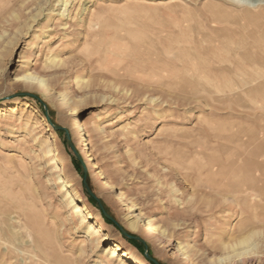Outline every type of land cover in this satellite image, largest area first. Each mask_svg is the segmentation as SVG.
Here are the masks:
<instances>
[{
  "label": "rangeland",
  "instance_id": "374dc122",
  "mask_svg": "<svg viewBox=\"0 0 264 264\" xmlns=\"http://www.w3.org/2000/svg\"><path fill=\"white\" fill-rule=\"evenodd\" d=\"M259 13L264 0H0L4 264H25L27 255L26 264H43L17 250L27 243L28 250L41 253L31 246L35 239L50 254L41 233L28 224L35 215L77 264L106 262L110 245L93 249L97 235L87 234L73 216L55 165L43 156L46 139L56 144L66 175L114 240L149 264L155 263L146 251L159 264H184L175 263L171 247L147 230L127 226V211L86 160L88 137L82 135L88 130L93 161L117 193L124 192L136 211L154 218L174 239L194 245V264H240L241 258L264 264V195L252 192L247 199L239 182L229 184L223 174L253 154L262 152L264 161ZM26 71L69 95L77 113L18 80ZM76 119L84 130L73 127ZM50 121L68 129L81 161L65 132ZM84 170L105 211L144 243L125 236L104 215L85 189Z\"/></svg>",
  "mask_w": 264,
  "mask_h": 264
},
{
  "label": "bare ground",
  "instance_id": "6f19581e",
  "mask_svg": "<svg viewBox=\"0 0 264 264\" xmlns=\"http://www.w3.org/2000/svg\"><path fill=\"white\" fill-rule=\"evenodd\" d=\"M60 1L62 3L64 2V0ZM250 16H252V14H250ZM257 16L259 18H263L264 13H259ZM18 80L25 82L28 86L35 85L44 90L45 92L52 94L59 104H61L62 106H67L68 109L75 105L73 99L69 95L60 91H56L49 83H47L46 79L41 76H37L33 73L26 71L23 76H21ZM128 92L129 91L127 90V94H129ZM70 113L76 114V108L74 107L72 108V110L70 109ZM82 125L83 123L81 124L78 119H76L73 127L82 131L84 130L82 129L84 125ZM88 131H85V135H82L88 137V140H83L82 148L85 153L86 160L89 163L91 170H93V174L95 175V177L99 179L101 185L105 189H107L108 192L112 193L114 195L115 201L121 206H123L125 211H127V215L129 217V222L127 226L133 231H142L143 229H145L151 236L156 239V241L163 245L170 246L172 249V254L173 256H175V263H178L179 261L183 262L184 264H194L195 262L197 263L198 251L194 248V245H190L187 240L182 241L174 239L168 233L167 229L160 225V223H158L154 218L146 216L141 210L136 211V209H138L136 203L129 200V198H127L124 192L120 191L119 193H117L116 185L113 182L107 180V176L104 170L93 161V154L91 151H89L91 140ZM44 147L45 148L43 149H45V151L43 156L49 158L48 161L50 162L51 160V163L55 165V171L57 173L56 181L59 185H61L62 191H65L66 201L72 209L73 216L75 215L80 218L81 226L86 225L88 229L87 234H89L90 236L102 235V238H96L97 236L94 238L96 239V242L95 244H93V249L98 248L104 244L110 245V247L107 249L105 256L107 264H114L116 262V264H149L146 260L138 256L134 250L127 249L121 242L114 240L115 238L108 232L106 226L98 220L97 215L92 211V208L86 201L85 196L82 193L78 192L72 180L66 175L65 169L67 168L65 167L63 160L60 158V153L56 144L53 141L46 139L44 141ZM261 154L262 152L259 154H253L252 157L250 156L249 158L245 157L244 159H241L239 165L235 164V167L237 165L235 169L232 170V168H230L226 169L223 172V174L227 176V181L229 184L239 182V186L244 192V194H242L246 198L247 196H251L252 192H255L257 196L264 195V161L262 160ZM254 158L260 159L261 164H254L252 162ZM29 223L32 226V231L35 230L37 234L41 233V238H43L44 242H46L45 244L48 245L50 254L44 251V248L40 244V239H35L34 242H31V246H33L34 249H40L41 253H39L38 251L39 254H35L32 250H28L27 247L29 245H27L26 243L24 247L17 248L20 254H27L26 252H29L36 258V263L77 264V261L74 258L70 257L68 254H65L62 249L57 248L54 237L50 236V231H48L45 227L44 219L41 220L39 216L35 215L34 217H31V220H28V224ZM7 224L9 229L11 230V223ZM6 232H8V229H3L0 226V241L3 240L4 233ZM90 240L92 243L94 242L93 238ZM225 246L229 245H222L223 248H225ZM82 251L85 252L84 247ZM249 252L250 250L247 249L239 252L238 254L242 255L247 254ZM1 255L2 254L0 253V264H4L5 253L2 256ZM28 258V255L26 258L23 257V263L26 264ZM79 261H81V259ZM239 262L240 264H250L249 260L245 262L244 260H242V258ZM10 263L11 261L9 262V264Z\"/></svg>",
  "mask_w": 264,
  "mask_h": 264
},
{
  "label": "water",
  "instance_id": "95a60500",
  "mask_svg": "<svg viewBox=\"0 0 264 264\" xmlns=\"http://www.w3.org/2000/svg\"><path fill=\"white\" fill-rule=\"evenodd\" d=\"M27 94H28V93H27ZM29 95H32V94H29ZM45 111H46V114L48 115V109H47V108H46ZM50 122H51V121H50ZM51 124L53 125V127H54L55 129H57V130H63V131L65 132V134H66V138H67V142H68L69 146H70L71 149L74 151V153L76 154L77 158L81 161V157H80V155L77 153V151H76V149H75V147H74V145H73V143H72V141H71V138H70V135H69V131H68V129H66L65 127H61V126H59V125L53 124L52 122H51ZM86 177H87V173H86V170H84V186H85V189H86V191L89 193V195H91L94 199H96V201L98 202V204H99L101 210L103 211L104 215H105L108 219L114 221V223H115V224L121 229L122 233H123L125 236H127V237H133V238H135V239L141 241L142 243H144V240H143L142 238L137 237V236H132V235H130L126 230H124V228H123L118 222H116V221H115V220H114V219H113V218H112V217H111V216L105 211L104 206H103L101 200H100V199H99V198L93 193V191L91 190L90 186L88 185L87 180H86ZM145 255H146V257H147L150 261H152L153 263H155V264H159L158 261H157L155 258H153V257L149 254L148 251L145 252Z\"/></svg>",
  "mask_w": 264,
  "mask_h": 264
}]
</instances>
